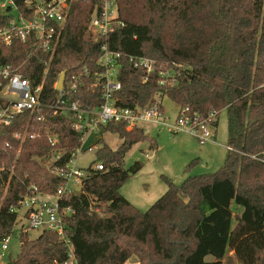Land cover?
Returning <instances> with one entry per match:
<instances>
[{"label":"trees","instance_id":"obj_1","mask_svg":"<svg viewBox=\"0 0 264 264\" xmlns=\"http://www.w3.org/2000/svg\"><path fill=\"white\" fill-rule=\"evenodd\" d=\"M14 1L25 12L22 0ZM92 10V3H71L52 55L29 42L0 43V65L11 66L33 85L42 83L46 104L57 99L53 85L62 71L66 80L82 75L65 100L83 108L100 106L93 72L101 51L88 29ZM118 10L124 26L107 38L108 47L123 54L116 104L145 107L167 96L191 113L216 112L219 119L224 110L226 145L233 150H227L218 171L188 175L180 185L163 175L166 191L142 211L120 188L143 163L125 168L124 157L138 142L148 141L156 150V140L142 128L105 125L103 131L122 142L115 149L96 142L93 162H102L104 169H92L80 190L64 201L75 209L66 222L77 264H264V0H118ZM129 56L152 59L156 66L179 64L176 84L160 85L155 72L143 81L144 71ZM84 66L87 77L81 74ZM71 124L42 107L0 126V240L15 224L10 208L29 186L52 194L61 184L46 161L61 151L56 164L63 165L80 146L81 135ZM46 131L56 134V144ZM19 240L18 253L7 264L67 259V248L54 232L30 238L20 229Z\"/></svg>","mask_w":264,"mask_h":264},{"label":"built area","instance_id":"obj_2","mask_svg":"<svg viewBox=\"0 0 264 264\" xmlns=\"http://www.w3.org/2000/svg\"><path fill=\"white\" fill-rule=\"evenodd\" d=\"M74 0H22L25 12H19L14 0L0 1V13L6 22L0 23V43L11 45L13 42L30 43L32 48H41L50 55L55 52L61 30L68 17L70 5ZM93 4L88 29L100 44V54L95 59L96 69L93 72V87L99 90L102 104L96 108H83L77 102H67L65 96L69 90L76 88L82 75L66 76L58 91L55 102L46 104L42 100V83L33 85L31 81L9 65H0V126H9L14 117L22 112L39 111L48 107L53 115H62L72 120V128L80 133L81 144L69 156L63 165H57L62 156L61 151L54 152L46 161L47 167L62 179L55 193H44L37 186L31 185L22 194L10 211L16 215L15 224L29 232L48 230L54 232L67 248V259L62 264H77L71 240L67 232V218L75 214V209L64 201L78 192L91 170H102L100 161L90 163L83 169L77 166L76 158L81 151H96L97 145L90 144L83 148L85 137L97 131H103L110 122L124 123L128 130L142 128V124L163 126L172 134L186 133L201 144L214 142L218 115L210 112L207 115L191 113L188 107L178 105L175 117L170 120L165 114L161 100L145 107H123L116 104L115 93L121 88L118 79L123 54L107 45V38L124 26L119 16L118 0H81ZM134 67L144 71L143 81L156 73L159 84L172 86L177 82L180 65L172 62L156 66L152 59L129 56ZM46 71L44 70L43 73ZM81 74L89 75L87 67ZM143 129V128H142ZM144 130V129H143ZM47 139L51 145L57 143L55 133L48 132ZM18 137V133L13 134ZM33 137V135H31ZM227 150H233L226 145ZM253 158L255 156H252ZM9 235L0 240L1 251L8 248Z\"/></svg>","mask_w":264,"mask_h":264},{"label":"rangeland","instance_id":"obj_3","mask_svg":"<svg viewBox=\"0 0 264 264\" xmlns=\"http://www.w3.org/2000/svg\"><path fill=\"white\" fill-rule=\"evenodd\" d=\"M5 1V0H0ZM164 107L165 114L172 120L178 111V104L172 102L167 96L160 98ZM226 112H220L217 124V142H207L201 144L192 136L186 133L172 134L163 126H153L151 124H142L141 127L149 137L156 139L157 150L148 148V141L133 144L124 157V167L128 168L135 161L143 163L142 168L132 175L120 188V193L140 210H146L167 189V184L163 175L170 178L173 183L180 185L188 175H199L204 173H213L220 169L224 163L227 149L225 147L226 139ZM183 134V135H179ZM83 148L94 143L99 147L98 141L115 149L122 139L110 132L97 131L85 137ZM93 144V146H94ZM210 148V150H208ZM203 152V157L198 153ZM95 152L84 150L76 158L77 166L86 169L90 163L95 160ZM200 157V161L194 164L188 172L185 168L187 164L193 161V158ZM235 212L237 208H234ZM20 225L14 224L9 234L8 248L1 251L0 247V264H7L8 261L15 257L20 248L19 240ZM30 238H35L40 234L39 230H30ZM211 260V256L206 257ZM129 264V263H127ZM232 264H237L233 260Z\"/></svg>","mask_w":264,"mask_h":264},{"label":"crops","instance_id":"obj_4","mask_svg":"<svg viewBox=\"0 0 264 264\" xmlns=\"http://www.w3.org/2000/svg\"><path fill=\"white\" fill-rule=\"evenodd\" d=\"M223 111H224V110H223ZM223 111H221V112H223ZM226 125H227V117H226ZM226 128H227V126H226ZM179 135H183V134H179ZM216 135H217V132H216ZM155 140H156V139H155ZM226 141H227V131H226V139H225V142H226ZM96 142H97V141H96ZM214 142H217L216 138H215V141H214ZM214 142H211V143H214ZM156 143H157V142H156ZM92 144H94V143H92ZM224 145L226 146V143H225ZM148 148H149V147H148ZM157 148H158V146H157ZM156 150H157V149H156ZM156 150H155V151H156ZM208 150H210V148H208ZM203 155H204L203 152H201V153L199 152V153H198V156H200L201 158L203 157ZM200 157H195V158H193V160H194V159H198V160L200 161V159H199ZM191 169H192V168H191ZM191 169H190V170H191ZM190 170H189V171H190Z\"/></svg>","mask_w":264,"mask_h":264},{"label":"water","instance_id":"obj_5","mask_svg":"<svg viewBox=\"0 0 264 264\" xmlns=\"http://www.w3.org/2000/svg\"><path fill=\"white\" fill-rule=\"evenodd\" d=\"M65 76H66L65 71H62V72L60 73V75L58 76L57 84H56V88H57V89L61 88L62 83H63V81H64V79H65Z\"/></svg>","mask_w":264,"mask_h":264}]
</instances>
